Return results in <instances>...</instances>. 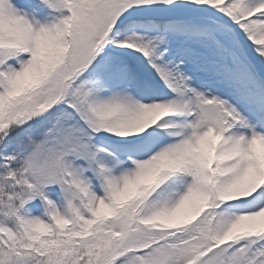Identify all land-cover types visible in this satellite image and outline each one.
<instances>
[{
	"label": "snow or ice",
	"instance_id": "1",
	"mask_svg": "<svg viewBox=\"0 0 264 264\" xmlns=\"http://www.w3.org/2000/svg\"><path fill=\"white\" fill-rule=\"evenodd\" d=\"M0 264H264V0H0Z\"/></svg>",
	"mask_w": 264,
	"mask_h": 264
},
{
	"label": "rangeland",
	"instance_id": "2",
	"mask_svg": "<svg viewBox=\"0 0 264 264\" xmlns=\"http://www.w3.org/2000/svg\"><path fill=\"white\" fill-rule=\"evenodd\" d=\"M16 2L21 4V5H23V4L27 3V2H29V0H16ZM37 18H39V16Z\"/></svg>",
	"mask_w": 264,
	"mask_h": 264
}]
</instances>
